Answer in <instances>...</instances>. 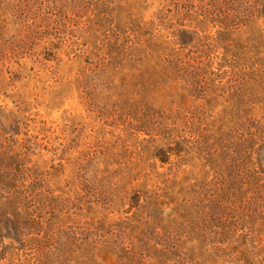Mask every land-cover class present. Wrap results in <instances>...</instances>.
Wrapping results in <instances>:
<instances>
[{"label": "rangeland", "instance_id": "obj_1", "mask_svg": "<svg viewBox=\"0 0 264 264\" xmlns=\"http://www.w3.org/2000/svg\"><path fill=\"white\" fill-rule=\"evenodd\" d=\"M0 264H264V0H0Z\"/></svg>", "mask_w": 264, "mask_h": 264}]
</instances>
